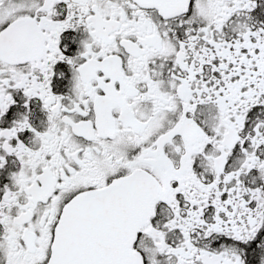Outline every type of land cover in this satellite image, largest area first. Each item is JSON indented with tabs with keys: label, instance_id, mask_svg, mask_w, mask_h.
Returning a JSON list of instances; mask_svg holds the SVG:
<instances>
[{
	"label": "snow or ice",
	"instance_id": "6c2138e0",
	"mask_svg": "<svg viewBox=\"0 0 264 264\" xmlns=\"http://www.w3.org/2000/svg\"><path fill=\"white\" fill-rule=\"evenodd\" d=\"M0 264H264V0H0Z\"/></svg>",
	"mask_w": 264,
	"mask_h": 264
}]
</instances>
